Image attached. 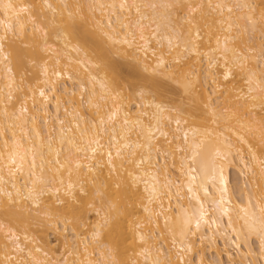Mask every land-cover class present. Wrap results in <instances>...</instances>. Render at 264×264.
<instances>
[{
    "label": "bare ground",
    "instance_id": "obj_1",
    "mask_svg": "<svg viewBox=\"0 0 264 264\" xmlns=\"http://www.w3.org/2000/svg\"><path fill=\"white\" fill-rule=\"evenodd\" d=\"M0 264H264V0H0Z\"/></svg>",
    "mask_w": 264,
    "mask_h": 264
},
{
    "label": "rangeland",
    "instance_id": "obj_2",
    "mask_svg": "<svg viewBox=\"0 0 264 264\" xmlns=\"http://www.w3.org/2000/svg\"><path fill=\"white\" fill-rule=\"evenodd\" d=\"M237 178H239V176H236ZM52 233V232H51ZM50 238L53 240V239H55V237H54V234H50ZM255 242V241H254ZM254 245L256 246V243H254Z\"/></svg>",
    "mask_w": 264,
    "mask_h": 264
}]
</instances>
